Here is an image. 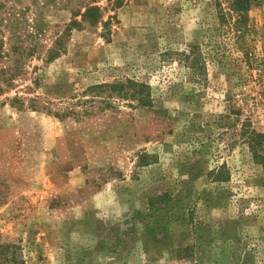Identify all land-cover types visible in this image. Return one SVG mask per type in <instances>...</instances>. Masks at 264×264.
Returning a JSON list of instances; mask_svg holds the SVG:
<instances>
[{"label": "rangeland", "instance_id": "rangeland-1", "mask_svg": "<svg viewBox=\"0 0 264 264\" xmlns=\"http://www.w3.org/2000/svg\"><path fill=\"white\" fill-rule=\"evenodd\" d=\"M234 1L0 0L1 244L26 264H264V0ZM127 80L147 104L107 87Z\"/></svg>", "mask_w": 264, "mask_h": 264}, {"label": "trees", "instance_id": "trees-1", "mask_svg": "<svg viewBox=\"0 0 264 264\" xmlns=\"http://www.w3.org/2000/svg\"><path fill=\"white\" fill-rule=\"evenodd\" d=\"M246 0H235L233 3V9L236 14L243 15L244 12L247 11L248 7L246 5ZM97 7H90L87 9L86 14L92 15L95 11H98ZM86 17V15H85ZM59 44V41L56 42ZM59 55V51L56 49L49 52V61H52ZM111 89H116L120 96L127 98L130 96L131 98H138V102L141 104H147V94H145L146 86L143 84H139L133 82L131 80H127L126 83H116L112 85H108ZM132 88H136L138 90H133ZM112 89V90H113ZM125 89H131L133 93L129 91H125ZM115 91V90H114ZM113 92V91H112ZM66 115L55 114V117L59 119H63ZM248 144L253 156V159L256 163H258L263 171H264V134L252 133L247 137ZM152 201L150 202V204ZM0 264H26L21 254V247L16 244H1L0 243Z\"/></svg>", "mask_w": 264, "mask_h": 264}]
</instances>
